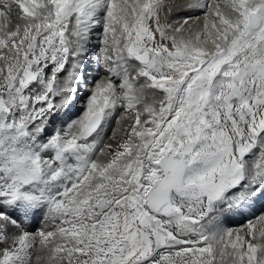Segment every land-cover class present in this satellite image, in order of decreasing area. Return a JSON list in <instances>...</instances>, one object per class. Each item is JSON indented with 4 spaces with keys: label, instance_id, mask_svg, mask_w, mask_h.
Wrapping results in <instances>:
<instances>
[{
    "label": "snow or ice",
    "instance_id": "6c2138e0",
    "mask_svg": "<svg viewBox=\"0 0 264 264\" xmlns=\"http://www.w3.org/2000/svg\"><path fill=\"white\" fill-rule=\"evenodd\" d=\"M261 196L264 0H0V264H264Z\"/></svg>",
    "mask_w": 264,
    "mask_h": 264
},
{
    "label": "bare ground",
    "instance_id": "6f19581e",
    "mask_svg": "<svg viewBox=\"0 0 264 264\" xmlns=\"http://www.w3.org/2000/svg\"><path fill=\"white\" fill-rule=\"evenodd\" d=\"M185 2L186 0H175V3L177 4H183ZM186 15H192L194 17L199 16L201 17V19L203 16V14L199 11L189 10L184 7H176L168 14V19L179 20ZM93 43L95 44L96 41L94 40ZM91 52H92L91 56L94 57L93 59L94 61H96V56L99 53V48L98 47L93 48L91 49ZM103 75H106V73L102 64H100L99 67H97V70H94L93 68L87 69L86 71L87 84L82 86L81 91L78 93L79 95L74 103L75 105L73 104L70 108L62 109L61 112L53 118L54 126H62V124L67 122L69 119H74L82 113V110L87 100L86 96L88 95V90L86 89V87H88V85L91 84L92 82L94 85V83L98 80V77H101ZM115 119L111 120L104 127L102 136L104 140L107 142H111V139H109L108 141L107 135L112 129V124L115 122ZM260 215H264V196L257 198L253 203L250 204L248 208L244 209L243 213L225 214L220 218L225 224V226L236 229L245 226L248 220H254L256 217H259ZM39 222L45 225V217L43 216V214H38L33 219L31 224H30V219L25 220L23 223V228L30 232V230Z\"/></svg>",
    "mask_w": 264,
    "mask_h": 264
},
{
    "label": "rangeland",
    "instance_id": "374dc122",
    "mask_svg": "<svg viewBox=\"0 0 264 264\" xmlns=\"http://www.w3.org/2000/svg\"><path fill=\"white\" fill-rule=\"evenodd\" d=\"M94 57L90 56L89 57V60H90V66L88 67L89 68H93L94 70H97V67H99V65H97V63L94 61L93 59ZM93 61V62H92ZM105 75L101 76V77H98V80L102 77H104ZM93 86V82L91 84L88 85V87H86V89L89 91ZM79 95V94H78ZM87 98V96H86ZM75 105V104H74ZM79 116V115H78ZM77 116V117H78ZM76 117V118H77ZM75 119V118H74ZM117 119H118V116L117 118L115 119V122L112 124V129L110 130V132L108 133L107 135V138H108V141L109 139L113 136V133L115 132L117 134V136H123V132L121 131V125H123V121H121L120 124L117 123ZM120 127V128H119ZM106 138V140H107ZM107 142V141H105ZM34 218L30 219V224L31 222L33 221ZM45 225H43V223L41 224V222H39L38 224H36L31 230L30 232H35L37 231L38 229H41L43 228Z\"/></svg>",
    "mask_w": 264,
    "mask_h": 264
}]
</instances>
